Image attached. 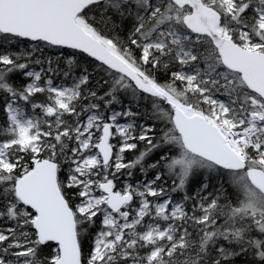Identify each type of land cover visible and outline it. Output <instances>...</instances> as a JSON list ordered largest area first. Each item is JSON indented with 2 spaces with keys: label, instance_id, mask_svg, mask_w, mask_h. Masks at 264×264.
Masks as SVG:
<instances>
[{
  "label": "snow or ice",
  "instance_id": "obj_1",
  "mask_svg": "<svg viewBox=\"0 0 264 264\" xmlns=\"http://www.w3.org/2000/svg\"><path fill=\"white\" fill-rule=\"evenodd\" d=\"M0 264H264V0H0Z\"/></svg>",
  "mask_w": 264,
  "mask_h": 264
}]
</instances>
